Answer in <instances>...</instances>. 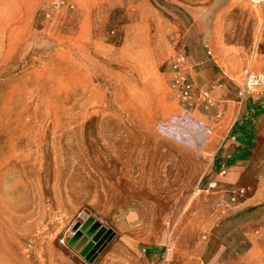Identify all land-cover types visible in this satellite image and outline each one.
Wrapping results in <instances>:
<instances>
[{
    "label": "rangeland",
    "instance_id": "1",
    "mask_svg": "<svg viewBox=\"0 0 264 264\" xmlns=\"http://www.w3.org/2000/svg\"><path fill=\"white\" fill-rule=\"evenodd\" d=\"M191 1L75 0L47 21L48 0H0V264H217L239 233L240 203L264 201V116L254 117L252 154L235 181L230 171L218 177L228 164L210 146L264 57H217L186 22ZM86 12L93 44L68 47ZM180 53L194 59L190 106L171 87ZM207 92L214 107L198 100ZM186 109L195 123L179 131L209 127L205 142L179 144L160 130ZM212 180L219 187L208 190ZM239 188L246 196L232 203ZM91 218L89 229L115 235L87 260L93 237L80 251L69 244Z\"/></svg>",
    "mask_w": 264,
    "mask_h": 264
},
{
    "label": "crops",
    "instance_id": "2",
    "mask_svg": "<svg viewBox=\"0 0 264 264\" xmlns=\"http://www.w3.org/2000/svg\"><path fill=\"white\" fill-rule=\"evenodd\" d=\"M68 1L73 3L75 0ZM186 6V12L189 15L186 22L190 25V29L196 31L198 36L203 39L202 44L211 47L217 57H221L223 51L225 54L233 55L232 57H236V55L264 57V54L257 52V47L264 42V5H253L248 0H192L191 3L187 2ZM37 17L38 12L35 11L32 17L33 21ZM144 22L146 20L134 22L130 28H136ZM64 23L60 19L59 24ZM149 24L152 23L149 21L147 26ZM72 43L79 44L81 47L93 44L91 17L87 12L82 14L79 33L74 40H70L67 46L69 47ZM210 53L212 54V51ZM68 54L72 56L71 49L69 52L62 50L59 55L51 54L49 56L68 57ZM192 57H199L198 52L195 51ZM188 59L190 62L194 60L193 58ZM262 64L261 67L256 68V71L253 69L249 71L264 72V59ZM256 99L255 96L248 95L241 103H238V107H235L237 111L225 120V131L222 135H217L215 139H212L210 143L213 149L219 146L216 152L222 151L219 163L228 164L227 168L230 171L228 180L230 182L236 180L242 169V164L251 157L250 146L255 142L256 118L254 117L264 116V108L259 106ZM167 138L170 137L167 136ZM170 140L182 144L176 139L170 138ZM237 146L241 148L239 149ZM216 152L213 154L214 157ZM236 190H244V195L235 197L232 193ZM236 190L229 192L228 199L232 203L243 199L247 193L242 188ZM234 198L235 200H233ZM263 203L264 201H255L253 198L240 203L237 208L238 215H236L241 217L239 233L234 237L231 245L225 246L223 251L217 255V264H264Z\"/></svg>",
    "mask_w": 264,
    "mask_h": 264
},
{
    "label": "built area",
    "instance_id": "3",
    "mask_svg": "<svg viewBox=\"0 0 264 264\" xmlns=\"http://www.w3.org/2000/svg\"><path fill=\"white\" fill-rule=\"evenodd\" d=\"M253 5H264V0H249ZM73 10L74 6L68 0H48L47 7L43 11L44 18L47 21L54 20L57 14L63 10ZM172 89L179 96L180 102L185 106H190L197 96V86L189 75L188 68V57L185 53H180L176 55L172 63ZM248 95L255 96L259 106L264 108V73H256L247 71L243 77L242 86L238 91V97L243 101ZM198 100L202 102L207 108L215 106V102L210 94L201 93L198 96ZM223 114L219 112V117ZM194 116L189 112L188 109L181 118L176 119L172 122H164L160 125V130L166 136L174 137L176 140L182 143H193L199 144L200 142H205L206 136L211 134L209 127L202 128L200 124H194L196 130L201 133L198 136H191L188 134L181 133L179 131L180 124L195 123L193 121ZM228 173V168L226 165H222L218 170V177H225ZM219 187V183L212 180L208 184V190H215ZM244 190L233 191V195L242 196L244 195ZM235 200V198L233 199Z\"/></svg>",
    "mask_w": 264,
    "mask_h": 264
},
{
    "label": "water",
    "instance_id": "4",
    "mask_svg": "<svg viewBox=\"0 0 264 264\" xmlns=\"http://www.w3.org/2000/svg\"><path fill=\"white\" fill-rule=\"evenodd\" d=\"M94 219L91 218L89 219L80 229V231H77L80 227V225H77L75 227V236L73 239L70 241V246L75 247L76 251H80L81 248L86 244V242L89 240V238L93 237L95 242H98V244L95 246L94 250L91 251L89 254L88 251L89 249L93 246L94 242L89 243L87 247L82 251V255L86 257L87 260H94L97 257V251H101L105 245V240H112L114 238V233L112 230L107 231L105 227H101L100 223H95L91 229L90 226L93 224ZM98 231V232H97ZM87 232L86 236H84L82 239V233ZM97 232V233H96ZM106 233V234H105ZM105 234V235H104ZM103 237L102 240L100 238ZM81 239V241L78 243L77 246L76 243Z\"/></svg>",
    "mask_w": 264,
    "mask_h": 264
},
{
    "label": "trees",
    "instance_id": "5",
    "mask_svg": "<svg viewBox=\"0 0 264 264\" xmlns=\"http://www.w3.org/2000/svg\"><path fill=\"white\" fill-rule=\"evenodd\" d=\"M238 147V146H237ZM239 149L241 148L240 146L238 147ZM218 163H219V161H218ZM220 164V163H219Z\"/></svg>",
    "mask_w": 264,
    "mask_h": 264
}]
</instances>
